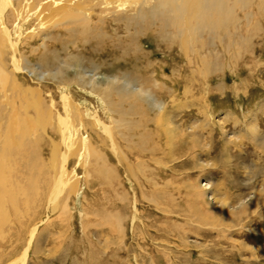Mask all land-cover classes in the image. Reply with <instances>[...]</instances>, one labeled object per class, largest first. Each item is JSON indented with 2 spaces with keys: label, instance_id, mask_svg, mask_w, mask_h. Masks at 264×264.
Returning <instances> with one entry per match:
<instances>
[{
  "label": "rangeland",
  "instance_id": "rangeland-1",
  "mask_svg": "<svg viewBox=\"0 0 264 264\" xmlns=\"http://www.w3.org/2000/svg\"><path fill=\"white\" fill-rule=\"evenodd\" d=\"M233 2L185 46L11 1L0 264H264V0Z\"/></svg>",
  "mask_w": 264,
  "mask_h": 264
},
{
  "label": "bare ground",
  "instance_id": "bare-ground-1",
  "mask_svg": "<svg viewBox=\"0 0 264 264\" xmlns=\"http://www.w3.org/2000/svg\"><path fill=\"white\" fill-rule=\"evenodd\" d=\"M11 1L13 3V0H0L1 17L4 18L7 12L9 13L7 15L12 17L20 12V10L17 11V8L11 7ZM16 1L18 2V0ZM48 1L56 6V8L52 9L54 11H61L69 7L73 8L74 11L67 15L71 24L85 21L89 30H93L96 27L107 38L109 32L112 31H121L129 34L131 30L135 29L145 31L153 28L160 30L163 27L168 29L173 26V30H177L175 34L179 35L177 39L185 46L189 45L195 38L199 31V25L218 28L221 26L220 24L230 18L229 15L231 13V8L223 4L225 0H126L129 3L125 7L123 4L118 5L119 7H124L120 9L113 6V3L116 2L115 0ZM232 1H234V6L238 2V0ZM3 31L8 33L6 27H4ZM15 61L13 59V62ZM166 113L165 108H160V119ZM164 120V122L167 121L166 119ZM247 129L251 130L250 124L247 125ZM196 194L199 199L204 198V192L200 189ZM206 205L210 211L215 212L218 208L224 209L226 203L224 200L215 199L212 204L206 203ZM244 205L243 203L242 206ZM25 255L26 253L21 258L22 264L25 262Z\"/></svg>",
  "mask_w": 264,
  "mask_h": 264
}]
</instances>
